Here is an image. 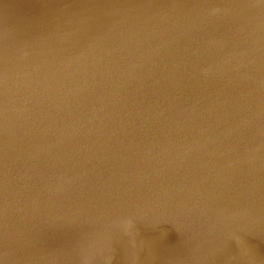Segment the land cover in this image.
Here are the masks:
<instances>
[{
  "label": "water",
  "instance_id": "obj_1",
  "mask_svg": "<svg viewBox=\"0 0 264 264\" xmlns=\"http://www.w3.org/2000/svg\"><path fill=\"white\" fill-rule=\"evenodd\" d=\"M0 264H264V0H0Z\"/></svg>",
  "mask_w": 264,
  "mask_h": 264
}]
</instances>
